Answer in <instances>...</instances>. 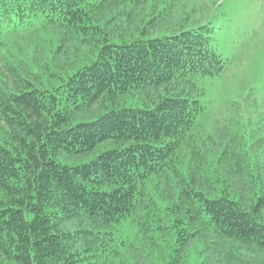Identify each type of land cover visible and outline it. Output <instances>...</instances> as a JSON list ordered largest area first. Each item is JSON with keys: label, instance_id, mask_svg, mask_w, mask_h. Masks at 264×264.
I'll list each match as a JSON object with an SVG mask.
<instances>
[{"label": "trees", "instance_id": "obj_1", "mask_svg": "<svg viewBox=\"0 0 264 264\" xmlns=\"http://www.w3.org/2000/svg\"><path fill=\"white\" fill-rule=\"evenodd\" d=\"M175 1L0 0V264H189L198 245V264H264V114H246L250 89L231 102L243 121L210 126L204 89L174 91L231 66L210 25L145 20ZM114 26L132 39L113 43ZM67 43L87 54L61 57ZM164 88L152 106L115 105ZM107 142L87 164L56 159Z\"/></svg>", "mask_w": 264, "mask_h": 264}, {"label": "rangeland", "instance_id": "obj_2", "mask_svg": "<svg viewBox=\"0 0 264 264\" xmlns=\"http://www.w3.org/2000/svg\"><path fill=\"white\" fill-rule=\"evenodd\" d=\"M170 4L172 7L168 8L163 14H160L161 10H156L157 12L154 13L152 7L148 5L149 8L145 20H149L154 15L160 16V31L163 33L185 31L203 25H210L213 29L214 49L231 60V66L223 76L199 82L194 87L191 85H187L186 88L178 86L174 91L184 90L187 94L195 95L199 93L200 89H204L205 97H202V99L210 101L212 105L210 126L214 125L215 120L218 121L219 126H223L234 116H241L240 120L243 121L244 112L240 109L237 110L235 106H232L231 102L243 101L248 96L249 90L253 89V98L248 99L250 104H247L244 108L246 107V114H250L252 119L257 120L255 113L264 114V0H176ZM116 23L121 24L120 21ZM182 24L184 28H181ZM142 26L143 24L140 25V27ZM130 32L128 28H123L122 26L116 28L114 26L110 39L113 43L119 44L122 42V37L125 40L132 39L129 36ZM51 38L47 39V41H52ZM36 41L38 40H33L28 44L33 45L37 43ZM43 43V40L37 43V55L47 59L49 50L44 46L46 43ZM67 44L70 45H66L65 56L61 57L73 56L75 58L76 56L87 54L84 48H77L71 43ZM11 53L13 54L12 51ZM0 70L7 72L1 58ZM7 73H4V75L8 76ZM167 92L165 88L161 93L160 90L155 91L153 89L133 92L119 97L115 105L117 107L134 108L152 106L153 102L158 100V95L166 96L172 93V91L170 93ZM109 107L112 106L109 105ZM255 108L257 110H254ZM104 111L106 110L101 112ZM99 112V110L95 112L94 116L88 111L80 112L73 123L93 120ZM112 147L114 145L111 142H107L95 150L94 153L72 155L61 152L56 159L64 165H83L93 160L97 154ZM161 187L162 184L160 183L159 188ZM123 235H126V232ZM200 250H202L201 245L194 248L189 264H198L201 261L202 256L197 259V252ZM243 255H250V253L245 252ZM243 259H248V261H244L241 264H260L259 260V262H254L251 257L246 259L243 256Z\"/></svg>", "mask_w": 264, "mask_h": 264}]
</instances>
